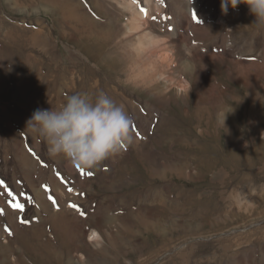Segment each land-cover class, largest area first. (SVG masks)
I'll list each match as a JSON object with an SVG mask.
<instances>
[{
    "label": "rangeland",
    "instance_id": "rangeland-1",
    "mask_svg": "<svg viewBox=\"0 0 264 264\" xmlns=\"http://www.w3.org/2000/svg\"><path fill=\"white\" fill-rule=\"evenodd\" d=\"M58 1L0 0V264H264V23L220 0ZM99 91L133 141L95 167L26 128Z\"/></svg>",
    "mask_w": 264,
    "mask_h": 264
},
{
    "label": "clouds",
    "instance_id": "clouds-1",
    "mask_svg": "<svg viewBox=\"0 0 264 264\" xmlns=\"http://www.w3.org/2000/svg\"><path fill=\"white\" fill-rule=\"evenodd\" d=\"M240 3L247 4L255 22L264 23V0H220L222 14ZM132 123L126 109L106 92H76L59 108H36L26 128L46 140L50 156L91 169L132 143Z\"/></svg>",
    "mask_w": 264,
    "mask_h": 264
},
{
    "label": "bare ground",
    "instance_id": "bare-ground-1",
    "mask_svg": "<svg viewBox=\"0 0 264 264\" xmlns=\"http://www.w3.org/2000/svg\"><path fill=\"white\" fill-rule=\"evenodd\" d=\"M54 5V7L55 8H57V9H59L60 10V12H66V11H68V10H71V12L70 13H74V14H77V13H80V12H82L83 10L85 11L86 10V8L81 4V3H77V4H75V5H73V10H72V7H71V5H70V3H68V1H64V0H60V1H58L57 3H55V4H53ZM136 16V15H135ZM92 25H94V24H92ZM90 30L91 31H89V30H86V29H84V30H82V33H83V35H84V38H87L88 40H95V39H100L101 37H104V36H100V37H98L96 34L98 33V32H100V30L98 29V28H94V26L93 27H91L90 28ZM89 31V32H88ZM88 32V33H87ZM87 33V34H86ZM104 41H107V40H104ZM111 46V45H110ZM106 56V58L108 59V60H111L112 59V61L114 62L115 60H114V57L113 56H110L109 57V55H108V57H107V55H105ZM60 81H62L63 82V80H60ZM137 82H139V83H141V84H149V82L151 81L150 79H146V78H138L137 80H136ZM136 82V83H137ZM58 97V96H57ZM30 157L28 156V155H26V154H24L23 155V166L26 168V169H29V163H30ZM63 216V215H62ZM62 218V217H61ZM64 219V218H63ZM79 228H80V226H79ZM82 231V230H81ZM93 235V234H92ZM6 242V241H5ZM10 249V248H9ZM1 251V250H0ZM3 252V251H2ZM1 253V252H0ZM8 253V252H7ZM3 255V254H2ZM4 256V255H3ZM2 256V257H3Z\"/></svg>",
    "mask_w": 264,
    "mask_h": 264
},
{
    "label": "crops",
    "instance_id": "crops-1",
    "mask_svg": "<svg viewBox=\"0 0 264 264\" xmlns=\"http://www.w3.org/2000/svg\"><path fill=\"white\" fill-rule=\"evenodd\" d=\"M11 136H12L13 140H15L18 143V148H19L18 151H17L18 152V157H19V155L23 156L25 153H27L25 147L21 146V143L19 144L20 138L18 137V134L17 133L16 134H12ZM19 159H20V157H19Z\"/></svg>",
    "mask_w": 264,
    "mask_h": 264
},
{
    "label": "snow or ice",
    "instance_id": "snow-or-ice-1",
    "mask_svg": "<svg viewBox=\"0 0 264 264\" xmlns=\"http://www.w3.org/2000/svg\"><path fill=\"white\" fill-rule=\"evenodd\" d=\"M16 207H19V205H16Z\"/></svg>",
    "mask_w": 264,
    "mask_h": 264
}]
</instances>
